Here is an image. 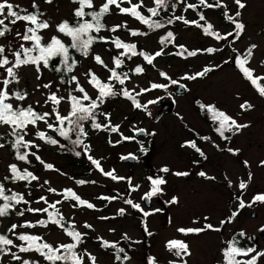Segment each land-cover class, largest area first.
I'll list each match as a JSON object with an SVG mask.
<instances>
[{"label": "rangeland", "instance_id": "obj_1", "mask_svg": "<svg viewBox=\"0 0 264 264\" xmlns=\"http://www.w3.org/2000/svg\"><path fill=\"white\" fill-rule=\"evenodd\" d=\"M12 2L19 3L23 7H28L30 4V0H12ZM133 2L136 3L138 0H133ZM188 2H194V0H188ZM225 2L231 5V0H225ZM244 2L247 7L242 10L240 19L246 28L240 39L231 46H226L223 41L217 42L212 38L205 37L200 29L184 25L181 22H176L167 29L150 32L147 37L133 38L128 36L125 30L115 34L106 31L100 34L104 36L119 35L125 41L137 43L138 49L154 53L161 47L159 43L161 35L171 30L176 36V44L184 45L189 50L208 46L223 47L225 50L223 53L211 56L201 54L188 59L167 54L159 57L154 61L155 67L144 65V74L133 76L126 85L129 89L136 88L137 91L150 87L151 83L168 85L166 90L164 88L155 89L138 97L142 104H147L146 109H135L131 102L123 97L107 100L102 106L100 110L110 114L111 123L120 125V132L124 136H133L134 128H143L149 133H155V135L139 134L137 142L125 140L120 143H116L121 139L119 133L94 131L88 134L86 143L90 145L89 154L100 160L105 171L114 169L116 175L130 177L131 185L127 179L112 181L103 176L88 159H84L82 166H77L71 160V158H75L71 157L68 152V155H65L61 153L59 147L44 145L41 142V150L38 154L45 162L53 164L59 172L45 171L33 159L30 170L40 176V182L47 179L50 181V186L58 191L72 188L83 199L95 204L99 209H73L70 202L58 205L65 218L74 219L78 230L88 233L83 247L97 257V264H113L112 250H102L96 240L97 236L108 241H119L120 246L125 247L132 257L130 264H147L149 256L156 257L159 264H167V261L173 258L165 249V243L170 239L184 240L188 243L192 252V255L187 258L188 264H220L219 250L226 246L222 242H226L233 236H236V239L239 238L241 246L255 247L258 251L264 250L262 241L264 235L263 237L259 235L261 229H264V203L260 202L252 204L251 207L240 209L239 215L232 223L225 224L220 233L209 231L198 236L185 237L177 232L178 228L202 226L205 222L220 226L221 220L227 219L232 211L237 210V196H242L245 203L249 204L254 195L264 193V166L260 165V161H264V98L260 97L258 92L239 75L231 63L227 65L222 63L224 59L233 55L231 47L243 54L251 44H256L257 48L253 50L250 66L256 69L258 75H264V63H262L264 62V0H244ZM95 3L99 5L101 0H95ZM146 3L151 6V0H146ZM73 7L75 5L71 4L70 0H54L53 5L50 6L41 3V8L47 13V17L56 22L61 19H71ZM211 11L205 10V15L216 29L222 35L230 31L232 26L223 20L220 11ZM231 11L234 12L235 9ZM177 14H183L189 20L198 19L191 10L183 13L182 6H178ZM125 21L131 28L148 31L138 21L118 14L108 15L105 23L111 27ZM109 47L111 45L98 43L93 48V54H100L110 66L113 53L107 51ZM176 50L173 45H168L165 49L166 53ZM142 63V58L134 57L132 61H126V66L131 69L136 64ZM216 64H222V67L203 78L194 81L181 80L185 74H194L205 66ZM89 66L101 79H106L108 73L95 65L89 56L87 59L83 58L77 68V74L80 75L82 83H85L82 73ZM161 71L183 84V91L180 92L178 85H172L161 77L159 75ZM21 76V87H27L30 93L27 103H34L37 100L42 102L43 92L46 90L34 91L36 85L41 81L35 79L33 70L31 68L21 69ZM48 80L56 79L45 71L43 82ZM261 84L264 85V81ZM85 86L90 94L95 95L94 90L86 84ZM156 99H159L160 102H170L173 107V111L170 113L162 111L158 120L155 117L156 111L162 106L156 107L148 104V101ZM197 101L204 104H215L218 109L234 117L239 123L248 124L249 127L235 134L225 133L231 137L230 140L225 141L215 131L218 125L211 120L210 114L200 110ZM244 101L250 102L253 108L242 112L239 105ZM66 108L67 105L62 106V110ZM37 110L45 111L47 108L37 106ZM100 119L102 120L103 117ZM41 128L44 129L45 126L41 124ZM200 137L209 139L201 140ZM109 140L112 141V144H109ZM192 140H195L198 147L205 153L206 159L196 153L194 149L187 146L182 147L187 141ZM141 145L145 151H141ZM229 147L238 149V154L229 153L226 150ZM129 154L135 155L137 160L122 163L120 158ZM244 161L248 162L247 167ZM10 162L15 161L9 152L0 151V177L4 175L5 168ZM24 166L21 164V167ZM163 167H168L170 172H160ZM200 171L205 172L207 176L215 177V179L209 180L200 177L197 174ZM175 172H188L189 175L177 177L173 175ZM249 173L252 174L251 180L248 179ZM156 176H164L167 184L162 186L163 194L152 197L149 201L150 208H147L145 200L141 198L150 190L148 177L155 178ZM80 179L96 181V183L77 185L75 180ZM241 180L248 184L242 193L238 188ZM229 181H231V187L228 186ZM33 183L36 184V182ZM136 185L139 186L138 190H132V187ZM9 186L14 187L16 191L27 192V189L22 185ZM42 194L47 195L50 201L60 198L37 187H33L32 196L26 198L34 200ZM100 196H119L120 198L109 202L97 199ZM172 197L178 198L177 204L166 203ZM125 199H132L134 203L140 204L145 211L153 212V214L147 217L143 216L142 213L125 204ZM32 206L40 207L41 205L33 203ZM120 208L126 209L125 215H117ZM155 209H161V211L155 212ZM100 216H107L110 219L100 220L98 219ZM204 217H208V221H204ZM25 218L34 221L37 217L26 214ZM23 219L16 217L13 213L10 219L0 220V230L5 232L12 223L23 222ZM193 220H199L200 225L193 224ZM84 222L92 224L94 231L85 229ZM145 226L152 235L145 232ZM49 228L50 230L24 229L23 231L42 234L48 242L53 244L67 241V237L61 230L52 225ZM109 229H115V232H110ZM240 231L245 232V237L241 238L237 235ZM125 233L132 241L141 243H130V241L123 240L122 236ZM10 237L15 239L11 234ZM253 238L255 242H253ZM25 258L36 259L37 255L31 253L25 255ZM4 264H14V262L10 257H6ZM258 264H264V258Z\"/></svg>", "mask_w": 264, "mask_h": 264}, {"label": "snow or ice", "instance_id": "obj_2", "mask_svg": "<svg viewBox=\"0 0 264 264\" xmlns=\"http://www.w3.org/2000/svg\"><path fill=\"white\" fill-rule=\"evenodd\" d=\"M70 2L75 5L71 10V19H61L56 22L48 18L47 13L41 8V3L50 6L53 5L54 0H30L28 7L13 3L12 0H0V130H2L0 131V151L9 152L15 161L7 164L4 175L0 177V218L10 217L13 213L16 217L24 218L23 222L12 223L6 228L5 233H0V264H4L6 257H10L14 264H40L39 259L25 258V255L31 253L42 258L46 264H97V257L83 247L88 233L79 231L74 219L67 220L58 205L70 202L73 209H99L95 204L83 199L72 188L58 191L50 186L49 180L45 179L42 183L40 182V176L30 170L33 159L45 171L59 172L53 164L45 162L38 154L41 150V142L44 145L72 151L76 156L83 153L103 176L112 181L127 179L131 185L130 177L118 176L114 169L105 171L100 160L89 154L90 145L85 142L88 137L85 126L89 125L96 131L119 133L121 139L116 143L134 140L135 135L124 136L120 132V125L111 123L110 114L100 110L108 99L123 97L131 101L135 109H146L147 104H142L137 97L155 89L164 88L166 90L168 85L151 83L150 87L141 88L139 91L136 88L129 89L126 86L127 83L133 76L144 74V65L155 67L154 61L166 54L188 59L201 54L211 56L223 53L225 50L223 47L214 46L189 50L184 45L176 44L174 32L168 30L159 39L160 49L149 53L138 49L135 42L125 41L119 35H100L101 32L115 34L125 30L127 35L133 38L147 37L150 32L167 29L170 25L181 22L184 25L200 29L205 37L212 38L217 42L223 41L226 46H231L240 39L246 28L240 19L242 10L247 7L244 0H231V5L225 0H194V2L151 0V6L146 3V0H138L136 3L133 0H101L99 5L95 3V0H70ZM178 6H182L183 13L191 10L198 19L189 20L185 15L177 14ZM232 9L235 11L232 12ZM203 10H219L223 20L232 26L231 30L222 35L207 19ZM117 14L138 21L148 31L131 28L127 21L114 24L111 27L104 23L106 16ZM98 43L111 45L107 49L108 52L113 53L111 66L100 54H93V45ZM168 45H173L177 50L166 53L165 49ZM256 48V44H251L241 54L236 48L231 47L233 55L224 59L222 63L224 65L233 64L242 78L255 88L260 97L264 98V85L261 84L264 81V75H258L256 69L250 66L253 50ZM113 50L115 51L113 52ZM77 53L85 59L91 56L92 62L108 73L106 79H101L89 66L82 73L85 80V83H82L80 75L77 74V68L80 66V60L75 55ZM134 57L142 58L143 63L136 64L134 68L125 71L126 61H132ZM220 67L222 64L205 66L194 74H185L181 80L194 81L207 76ZM24 68H31L35 79L41 81L36 85L34 91L46 90L43 92L42 102L37 100L34 103H27L30 93L27 87H21V69ZM45 71L54 73L56 80L43 82ZM159 75L172 85L184 88L183 84L169 77L167 73L161 71ZM85 84L94 90L95 95L89 93ZM157 102L148 101V104ZM197 104L202 112L210 114L211 120L218 125L215 128L216 133L225 141L231 139L225 133L235 134L249 127L248 124L239 123L234 117L218 109L215 104H204L200 101H197ZM63 105H67L65 110H62ZM37 106L47 108V110L38 111ZM239 107L242 112H246L251 110L253 105L244 101ZM100 117L103 119H98ZM41 124L45 126L44 129L41 128ZM133 131L136 134L155 135L143 128H134ZM50 132L55 135H50ZM56 137L68 141L71 147L62 144ZM200 139L208 140L209 138L200 137ZM108 142L112 144L111 140ZM184 146L194 149L201 157L207 158L195 140L187 141L185 145H182V147ZM76 149H80V151H76ZM226 150L233 155L239 152L238 149L231 147ZM141 151H145L143 145H141ZM130 156H124L122 159L127 160ZM131 158L135 159V157ZM21 164L25 166L21 167ZM244 164L246 167L248 166L247 161H244ZM260 165L264 166V161H260ZM160 172L169 173L170 169L163 167ZM197 174L209 180L215 179V177L207 176L203 171ZM173 175L186 177L189 173L175 172ZM251 178L252 174L249 173L248 179L251 180ZM225 179H227L226 176ZM148 180L150 190L141 199L150 201L152 197L163 194L162 186L167 184V180L164 176L148 177ZM33 182L36 184L34 185ZM75 183L83 186L87 183L95 184L96 181L80 179L75 180ZM9 185H22L27 189V192L16 191ZM228 186H232L231 181ZM33 187L60 198L50 201L47 195L42 194L38 198L30 200L26 197L32 196ZM247 187L248 184L243 180L238 184L241 193ZM138 188L139 186L136 185L132 187V190H138ZM119 198V196L97 197V199L109 202ZM236 199L238 200L237 210L232 211L227 219L221 220L220 226L205 222L202 226L178 228L177 232L185 237L198 236L209 231L220 233L225 224L232 223L239 215L240 209L251 207L257 202L264 203V193L254 195L249 204L245 203L242 196H237ZM33 203L41 206L33 207ZM124 203L145 217L153 214V212L145 211L140 204L134 203L132 199H125ZM166 203L177 204L178 198L172 197ZM21 205L22 207H19ZM154 211L159 212L161 209ZM26 214L37 218L34 221L27 219L25 218ZM125 214V208L118 209L117 215ZM98 219L108 220L110 217L100 216ZM203 219L208 221L209 218L204 217ZM193 224L200 225V221L193 220ZM50 225L61 230L67 237V241L53 244L48 242L42 234L23 231L24 229L50 230ZM83 227L94 231L93 225L87 222H84ZM109 231L115 232V229H109ZM145 232L152 235L146 226ZM8 234H11L15 239L9 238ZM237 235L243 238L246 234L244 231H240ZM122 239L130 241V243H141L132 241L126 233ZM96 240L102 250H112L113 264H130L132 257L125 247L120 246L119 241H108L100 236H97ZM222 243L226 246L219 250L220 264H258L264 258V250L258 251L255 247L239 246L236 236ZM165 249L173 257L167 261V264H188L187 258L192 255L188 243L184 240L170 239L165 243ZM147 264H159V261L156 257L149 256Z\"/></svg>", "mask_w": 264, "mask_h": 264}, {"label": "trees", "instance_id": "obj_3", "mask_svg": "<svg viewBox=\"0 0 264 264\" xmlns=\"http://www.w3.org/2000/svg\"><path fill=\"white\" fill-rule=\"evenodd\" d=\"M204 12H205V10H203ZM162 15H163V13H162ZM108 16H106L105 18H104V23H105V20H106V18H107ZM198 18V17H197ZM106 24V23H105ZM146 28V27H145ZM102 33V32H101ZM100 33V34H101ZM165 34V33H164ZM163 34V35H164ZM162 36V35H161ZM96 45L97 44H95V45H93V48H95L96 47ZM76 56H77V59H79L80 61L83 59V57H80V55L77 53V54H75ZM233 65V64H232ZM110 66H111V61H110ZM234 66V65H233ZM129 68H128V66H126L125 67V71H127ZM236 69V68H235ZM236 71L239 73V71L236 69ZM50 73V72H49ZM55 79H56V75L54 74V73H50ZM239 75H240V73H239ZM241 76V75H240ZM242 77V76H241ZM247 82V81H246ZM248 83V82H247ZM249 84V83H248ZM250 85V84H249ZM251 86V85H250ZM252 88H254L253 86H251ZM255 89V88H254ZM256 91V90H255ZM115 98H117V97H115ZM115 98H110V99H108V100H114ZM137 99H138V97H137ZM131 102V101H130ZM132 104V103H131ZM98 119H100V118H98ZM86 127V131H88V134H89V132H94V131H96V130H93V129H91L90 128V126L89 125H86L85 126ZM50 135H55V134H50ZM57 139H60V141H61V143L62 144H66V145H68V147L70 148L71 147V145L70 144H68V141H65V140H63L62 138H59V137H56ZM75 137L73 136V139H74ZM87 141V140H86ZM85 141V142H86ZM60 151H61V153H64L65 155H68L67 154V152L70 154V156L71 157H73V158H75V159H72L71 158V160H72V162H74L75 163V165H77V166H82L81 164H84V159H86L87 158V156L85 155V154H81L80 156H76L75 154H74V152H72V151H68V150H66V149H61L60 148ZM66 151V152H65ZM76 151H80V149H76ZM10 154V153H9ZM63 154V155H64ZM10 156L12 157V155L10 154ZM11 218V216L10 217H5V218H0V220L1 219H10ZM67 219V218H66ZM68 220V219H67ZM0 233H5V232H2L1 230H0ZM9 235V238H11L10 237V234H8ZM238 241H239V238L237 239ZM241 242H239V246H241ZM248 245H250V244H248ZM243 247H246V245H243ZM248 247H250V246H248ZM36 259H39L40 260V264H46V262H44L43 261V259L42 258H40V257H38L37 256V258Z\"/></svg>", "mask_w": 264, "mask_h": 264}, {"label": "water", "instance_id": "obj_4", "mask_svg": "<svg viewBox=\"0 0 264 264\" xmlns=\"http://www.w3.org/2000/svg\"><path fill=\"white\" fill-rule=\"evenodd\" d=\"M179 91L182 92L183 91V88H180L179 87ZM155 106L156 107L162 106L161 108L157 109V111H156V116H155L156 117V120L159 119V115H160V113L162 111H166V112H169V113L173 111L172 103H170V102H168V103H165L163 101L162 102H158V103L155 104ZM137 135H139V134H137ZM141 135H143V134H141ZM131 157H133V156H130V158L127 159V160L121 159V162L122 163L134 162L136 160V157H135V159H133ZM145 202H146L147 206H149V200H145ZM259 235L263 237V235H264L263 231H260L259 232ZM253 241L255 242V239L254 238H253ZM262 241L264 242V239L263 238H262Z\"/></svg>", "mask_w": 264, "mask_h": 264}]
</instances>
